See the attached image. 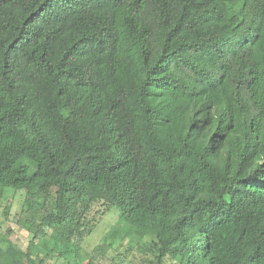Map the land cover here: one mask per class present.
Segmentation results:
<instances>
[{"label": "trees", "instance_id": "trees-1", "mask_svg": "<svg viewBox=\"0 0 264 264\" xmlns=\"http://www.w3.org/2000/svg\"><path fill=\"white\" fill-rule=\"evenodd\" d=\"M6 189L54 233L0 264H78L98 205L150 264H264V0H0Z\"/></svg>", "mask_w": 264, "mask_h": 264}, {"label": "rangeland", "instance_id": "rangeland-1", "mask_svg": "<svg viewBox=\"0 0 264 264\" xmlns=\"http://www.w3.org/2000/svg\"><path fill=\"white\" fill-rule=\"evenodd\" d=\"M25 196L26 191L23 190H5L0 202V247L7 248L11 243L25 252L36 236L34 233L36 229H30L33 223H39L43 212L33 208L31 209L33 212L29 213L28 206L25 205ZM102 211L103 207L98 205L91 214L98 219L94 231L85 235L81 241L79 238L73 240L79 243L78 264H89L90 261H93V264H150L152 255L146 252V248L151 240L135 243L129 239L120 242L117 238H112L119 225L118 214L116 210H112L107 215H102ZM53 233L54 230H49L44 236L40 234L41 236L38 235L33 243L37 248L45 247ZM58 247L46 257L44 264L68 263L66 259L61 258L59 253L61 246ZM39 256L45 258L44 253H40ZM69 262L75 264L73 258L69 259Z\"/></svg>", "mask_w": 264, "mask_h": 264}]
</instances>
